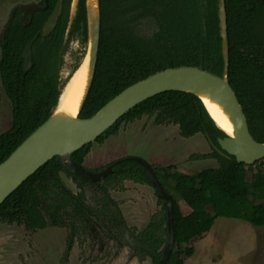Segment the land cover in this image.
Instances as JSON below:
<instances>
[{
  "label": "trees",
  "instance_id": "1",
  "mask_svg": "<svg viewBox=\"0 0 264 264\" xmlns=\"http://www.w3.org/2000/svg\"><path fill=\"white\" fill-rule=\"evenodd\" d=\"M57 0H47L43 10L26 15L23 25L16 12L4 37H0V81L11 105V125L0 133L2 162L51 114L63 83L60 70L69 41L87 43L85 0H77L69 19L71 0H62L61 14L47 36L41 28ZM228 49V82L242 108L251 137L264 142V0H224ZM39 5L44 1L39 0ZM99 39L94 74L78 113L88 118L109 99L132 83L159 70L191 66L220 75L223 68L217 0H98ZM148 21L150 34L139 31V22ZM37 34L31 46L32 64L24 70L21 52ZM85 52H82L84 56ZM81 55V56H82ZM81 61L73 66L72 73ZM68 78H70L71 74ZM143 115L155 124L177 125L180 137L201 133L213 144L225 136L209 117L194 94L169 90L147 98L118 118L95 138L101 143L115 134L122 123ZM91 142L71 153L79 164ZM210 151L190 154V159L214 158L216 167L193 174L173 165L151 166L161 187L173 201V249L167 264H184L194 252V241L203 238L217 217L241 219L264 228V165H252ZM60 172L72 179L78 191L65 187ZM250 178L247 179V175ZM131 180L151 182L134 161L122 160L100 183H90L67 171L55 157L45 162L0 204V222L23 225L35 231L47 227L86 226L93 218L108 221L110 227L124 224L116 201L108 190ZM85 190L90 192L88 203ZM171 192H174L172 194ZM137 238L157 251L166 242V206L162 199ZM88 220V221H85ZM160 256L158 252L153 260Z\"/></svg>",
  "mask_w": 264,
  "mask_h": 264
},
{
  "label": "rangeland",
  "instance_id": "2",
  "mask_svg": "<svg viewBox=\"0 0 264 264\" xmlns=\"http://www.w3.org/2000/svg\"><path fill=\"white\" fill-rule=\"evenodd\" d=\"M38 1L0 0V34L15 5ZM74 6L72 1V12ZM139 23L138 29L143 34L148 35L154 29L148 21ZM86 50V46H81L78 40L69 42L60 70L63 87L70 79L73 66L78 60L82 61V52L86 53ZM10 125L11 105L0 81V133ZM209 151L208 141L201 133L183 138L179 136L176 124L157 125L153 116L143 115L122 123L115 134L101 143L92 141L84 167L94 170L129 155L141 158L151 166L173 165L183 173L193 174L203 168L217 166L214 158H189L190 154ZM60 177L66 188L74 192L75 186L65 172H61ZM249 178L250 174L247 175ZM111 196L122 202L120 207L127 226L135 229L144 227L150 216L160 208L155 190L148 184L128 182L123 190L111 191ZM67 232L66 228L56 227L29 232L21 225L0 222V264L150 263L148 258L133 253L128 246L115 240L99 241V238L75 236L68 245ZM192 245L194 252L185 258L184 264H264V228L241 219L217 217L209 232Z\"/></svg>",
  "mask_w": 264,
  "mask_h": 264
},
{
  "label": "water",
  "instance_id": "3",
  "mask_svg": "<svg viewBox=\"0 0 264 264\" xmlns=\"http://www.w3.org/2000/svg\"><path fill=\"white\" fill-rule=\"evenodd\" d=\"M43 1V5L36 3L15 5L10 11L9 17L1 32V37H4L16 11L20 13L21 23L27 25L29 20L25 21V16H31L35 11L45 9L47 6V0ZM72 1H74L75 6L73 12L69 10V19L73 17L76 9L77 0H71V2ZM85 7L87 20V50L79 66H81L83 60L88 55L85 76L83 78V82H85L86 86L77 114L75 117L69 119H54L52 117L59 107L64 104L66 96L65 89L67 87V85H65L62 88L58 102L49 117L32 131L2 162H0V204L24 180L53 157H55L56 161L70 173L91 182L101 180L111 172L113 165L118 164L122 160L134 161L146 172L157 197L165 201L167 229L166 243L162 250L161 258L156 264H167L174 245L172 229L173 201L171 194L161 187L152 167L141 158L127 156L116 160L102 170L91 171L85 168L82 164L73 161L71 159V153L83 145L94 141L97 136L109 128L118 118L139 102L164 91L177 90L197 96L214 124L223 131L225 136L217 139V145L213 144V142L208 139L210 145L221 155L228 158L234 156L237 162L244 163L245 165H252L256 161L264 158V142H257L251 137L242 108L228 82L225 2L224 0H217V14L221 37V52L223 57V68L220 75L210 73L200 67L179 66L165 68L125 87L109 99L90 117L79 118L78 113L81 110L92 82L99 39L98 0H95L94 6H89L88 0H85ZM61 10L62 0H57L51 13L43 23L40 32L41 36H47L52 31L57 23L59 15L61 14ZM36 37L37 34H34L21 52L24 70L28 69L32 64L31 46ZM79 66L75 69L73 74ZM201 96L213 98L216 102V106L221 108L222 112L225 113L227 121L231 126V135L227 134L217 124L201 99ZM120 232L130 245L143 247L149 250V248L139 242L126 227L120 228Z\"/></svg>",
  "mask_w": 264,
  "mask_h": 264
},
{
  "label": "flooded vegetation",
  "instance_id": "4",
  "mask_svg": "<svg viewBox=\"0 0 264 264\" xmlns=\"http://www.w3.org/2000/svg\"><path fill=\"white\" fill-rule=\"evenodd\" d=\"M39 2V1H38ZM38 2L36 3V4H38ZM16 12H18V11H16ZM15 12V13H16ZM19 13V12H18ZM9 17V16H8ZM14 18V17H13ZM19 18H20V13H19ZM7 21V20H6ZM3 30V29H2ZM0 37H1V34H0ZM75 40H77V39H75ZM70 42V41H69ZM79 42V41H78ZM69 44V43H68ZM68 46V45H67ZM63 56H64V54H63ZM135 120V119H134ZM131 121H133V120H131ZM129 122V121H128ZM158 125V124H157ZM208 141V140H207ZM208 144H209V146H210V143H209V141H208ZM89 153V152H88ZM88 153L84 156V159H83V163H82V165L84 166L85 164H84V160H85V158L87 157V155H88ZM127 156H129V155H127ZM126 156V157H127ZM125 156H123V157H120V158H117V159H114V160H112L111 162H109V163H107V164H105V165H103V166H101L100 168H96V169H94V170H91V171H99V170H102V169H104V168H106L108 165H110V164H112V163H114L116 160H118V159H121V158H124ZM116 165V164H115ZM114 166V165H113ZM113 166H112V168H113ZM151 166V165H150ZM90 170V169H89ZM111 172H112V169H111ZM110 172V173H111ZM110 173H108V174H110ZM60 174H61V172H60ZM107 174V175H108ZM106 175V176H107ZM106 176H104L101 180H98V181H95V182H91V181H87V180H84V179H82V180H84V181H86V182H90V183H100V182H102L103 180H104V178L106 177ZM68 177V176H67ZM70 178V177H69ZM80 178V177H79ZM71 179V178H70ZM81 179V178H80ZM71 181H72V179H71ZM73 182V181H72ZM128 182H131V183H134L135 185H143V184H146V183H138V182H133V181H131V180H124L123 182H122V184H123V187H125L126 186V183H128ZM73 184H74V186H75V191L73 192V191H71L70 189H68L67 188V190H69L71 193H73V194H75L77 191H78V189H77V187H76V185H75V183L73 182ZM65 185V184H64ZM148 185H150V184H148ZM151 186H152V184H151ZM66 187V186H65ZM153 187V186H152ZM113 190H120L119 189V187H115V188H110L109 190H108V192H109V196H110V198L111 199H113L114 201H116L117 202V204H118V207H119V210H120V212H121V215H122V218H123V220H124V224L122 225V224H117L116 226H115V228L113 227H110V225L108 224V221H102V220H98V219H96V218H93L90 222L88 221V220H85V221H88L87 222V225L86 226H81L80 228H75L74 226H64V227H56V228H66L67 229V234H68V239H67V243H68V245H70V243L72 242V239L75 237V236H84V237H91L92 239L93 238H99V241H102V239H104V240H106V239H109V240H115V242H119V243H123V244H125L126 246H128L132 251H133V253H136L137 255H141V256H144L145 258H148L149 260H150V263L149 264H156L158 261H159V259L161 258V255H162V250H163V248H164V246H165V243H164V245L161 247V248H159L157 251H154V250H152L147 244H144L143 242H141L138 238H137V232H139L141 229H135V228H133V227H128L127 226V223H126V220H125V218H124V216H123V213H122V210H121V201H119V200H116L115 198H113L112 196H111V191H113ZM156 193V192H155ZM85 194H86V197H87V202L88 203H90V204H93V203H91V199L89 198V194H90V192L88 191V190H85ZM157 196V195H156ZM157 199H161V198H159V197H157ZM163 200V199H162ZM165 202V201H164ZM151 217V216H150ZM150 219V218H149ZM13 224H15V223H13ZM21 225V224H20ZM21 226H23V225H21ZM24 227V226H23ZM53 227H55V226H53ZM122 227H126L134 236H135V238L139 241V242H141L142 244H144V245H146L148 248H149V250L148 249H145V248H143V247H136V246H132V245H130L128 242H127V240L123 237V235L121 234V232H120V228H122ZM48 228V227H47ZM27 230V229H26ZM38 230H42V229H38ZM167 230V229H166ZM27 231H29V232H33V231H30V230H27ZM35 231H37V230H35ZM101 243V245H102V242H100ZM173 249V248H172ZM158 252H160V256L157 258V260L156 261H154L153 260V257H156L157 256V254H158Z\"/></svg>",
  "mask_w": 264,
  "mask_h": 264
},
{
  "label": "bare ground",
  "instance_id": "5",
  "mask_svg": "<svg viewBox=\"0 0 264 264\" xmlns=\"http://www.w3.org/2000/svg\"><path fill=\"white\" fill-rule=\"evenodd\" d=\"M95 0H88L89 6H94ZM88 56V55H87ZM87 56L83 60L81 66L73 74L72 78L68 82L65 89V101L64 104L53 114L54 119H69L76 116L80 107L83 94L85 92V82L83 78L85 76V67L87 63ZM201 99L207 106L212 117L217 124L229 135H231V126L227 121L226 115L222 112L221 108L216 106V102L213 98L207 96H201Z\"/></svg>",
  "mask_w": 264,
  "mask_h": 264
},
{
  "label": "built area",
  "instance_id": "6",
  "mask_svg": "<svg viewBox=\"0 0 264 264\" xmlns=\"http://www.w3.org/2000/svg\"><path fill=\"white\" fill-rule=\"evenodd\" d=\"M261 160V164L264 165V158L260 159Z\"/></svg>",
  "mask_w": 264,
  "mask_h": 264
},
{
  "label": "crops",
  "instance_id": "7",
  "mask_svg": "<svg viewBox=\"0 0 264 264\" xmlns=\"http://www.w3.org/2000/svg\"><path fill=\"white\" fill-rule=\"evenodd\" d=\"M86 161H87V157H86L85 160H84V164L86 163Z\"/></svg>",
  "mask_w": 264,
  "mask_h": 264
}]
</instances>
